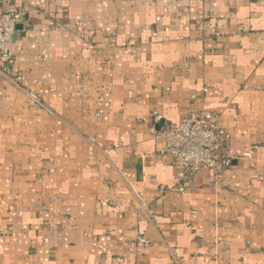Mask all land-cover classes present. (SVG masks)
Wrapping results in <instances>:
<instances>
[{
  "label": "crops",
  "instance_id": "obj_1",
  "mask_svg": "<svg viewBox=\"0 0 264 264\" xmlns=\"http://www.w3.org/2000/svg\"><path fill=\"white\" fill-rule=\"evenodd\" d=\"M5 11L24 12L12 68L26 88L0 75V264H264V0ZM195 110L217 116L235 160L179 193L149 117Z\"/></svg>",
  "mask_w": 264,
  "mask_h": 264
},
{
  "label": "built area",
  "instance_id": "obj_2",
  "mask_svg": "<svg viewBox=\"0 0 264 264\" xmlns=\"http://www.w3.org/2000/svg\"><path fill=\"white\" fill-rule=\"evenodd\" d=\"M23 21L22 11L0 13V75L8 77L20 89H25L26 84L23 77L13 73L12 38L16 25ZM27 96L36 107L46 109L36 95L29 92ZM217 121L216 115L204 110L191 111L178 123L167 122L157 113L149 117L154 141L161 146L159 152L171 160L179 193L200 173H209L216 181L232 167L235 159L228 155L230 136ZM158 189L160 193L168 190L162 185ZM137 240L146 243L142 238Z\"/></svg>",
  "mask_w": 264,
  "mask_h": 264
},
{
  "label": "water",
  "instance_id": "obj_3",
  "mask_svg": "<svg viewBox=\"0 0 264 264\" xmlns=\"http://www.w3.org/2000/svg\"><path fill=\"white\" fill-rule=\"evenodd\" d=\"M15 29H16V30H20V29H22V25H16Z\"/></svg>",
  "mask_w": 264,
  "mask_h": 264
}]
</instances>
